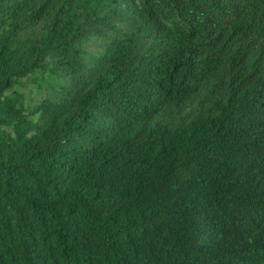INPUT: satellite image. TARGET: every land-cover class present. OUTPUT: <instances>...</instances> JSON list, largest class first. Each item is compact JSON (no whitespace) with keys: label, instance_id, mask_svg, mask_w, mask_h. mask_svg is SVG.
<instances>
[{"label":"trees","instance_id":"16d2710c","mask_svg":"<svg viewBox=\"0 0 264 264\" xmlns=\"http://www.w3.org/2000/svg\"><path fill=\"white\" fill-rule=\"evenodd\" d=\"M0 264H264V0H0Z\"/></svg>","mask_w":264,"mask_h":264},{"label":"rangeland","instance_id":"374dc122","mask_svg":"<svg viewBox=\"0 0 264 264\" xmlns=\"http://www.w3.org/2000/svg\"><path fill=\"white\" fill-rule=\"evenodd\" d=\"M100 49L99 41L90 38L84 45L83 50L88 55L96 54ZM19 95L22 96L23 105L26 112L29 113L43 97L47 94L48 90L44 86L37 87L35 83H29L27 80L18 81L12 88Z\"/></svg>","mask_w":264,"mask_h":264}]
</instances>
